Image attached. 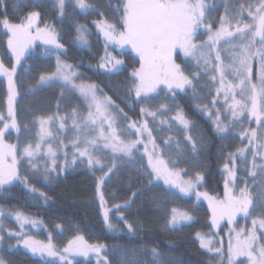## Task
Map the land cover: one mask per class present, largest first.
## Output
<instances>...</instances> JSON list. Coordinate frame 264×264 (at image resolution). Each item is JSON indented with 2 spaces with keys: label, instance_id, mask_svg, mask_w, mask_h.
Masks as SVG:
<instances>
[{
  "label": "snow or ice",
  "instance_id": "1",
  "mask_svg": "<svg viewBox=\"0 0 264 264\" xmlns=\"http://www.w3.org/2000/svg\"><path fill=\"white\" fill-rule=\"evenodd\" d=\"M74 7L81 10H87L93 7L88 0H73ZM3 0H0V4ZM70 0H56V7L59 16L63 18L67 14ZM17 7L13 4V8ZM122 12L119 15L118 23H109L106 19L95 20L96 27L100 30L108 43H114L121 47L127 45L138 57L139 67L134 68L131 76V87L128 89V96L134 94L136 102L147 98L150 93H157L160 85L165 86L174 96L175 90L187 91L192 88L195 91L196 84L200 81V72L203 71L213 81L211 85L215 88L216 95L212 98L213 108H217L216 113H212L208 105H204L202 111L208 114L210 118L214 116L213 124L217 133H228L235 130L236 124H242L243 120L255 122L257 127H241L239 135L241 140H247V144L238 147L235 152H230L223 165L227 172L225 179V191L223 199L210 196L207 192H200L197 189L198 182L203 176L198 172L195 180L184 179L187 172L182 175V170L178 167H169V165L160 158L156 150L155 142L152 140V129L147 121L151 116L153 121L166 116L171 109L167 105L161 104L159 109L151 110L141 107V121H132L128 124L129 129L135 130L136 139H121L115 134L113 125L115 118L111 115V110H115V105L111 98L104 96L95 84L76 83L79 79L73 66L62 62L57 55V65L55 71L51 73H41L38 84L51 86L55 81H62V95L65 88L78 91L85 102L88 103L87 116L78 113L75 108L71 116L59 115V103L57 106V115L47 117H37L39 123V141L35 146L31 142L22 147L19 142L21 133V124L17 117L16 103L18 90L14 82L16 74V65L20 64L26 51L35 41H40L44 45H52L56 49L63 48L58 42L57 30L53 25L45 24L39 27L37 20L40 16L38 11H30L27 16L21 18L20 22H12L7 8L0 13V25L6 30L8 39L7 46L10 50L14 63L11 68L6 67L0 62V76L7 80L8 92L4 103L7 105V116L0 112V190H5V186H11L15 182H20L28 189L29 193L39 192V196L47 201L48 196L45 192L36 188L29 180L26 174L20 171L19 164L27 158V163L34 174L43 176L48 182L55 179L52 173L59 175L63 168L49 167L44 164L41 170L38 163V154L41 149V142L46 137L51 136L52 132L49 124L53 120H58L61 129L67 127L68 119L72 120L73 127L78 133L86 134V143L81 146L79 136L72 141L74 149L73 161L76 155L82 158L80 163L87 160L90 169L99 167L103 173L97 181V195L100 196L101 207L105 225L112 229L114 225L109 218V212L105 207V201L101 192V185L106 183L105 177L109 179L110 174L117 169L118 162H122L124 157L133 159L137 145L144 143L142 137L147 134L149 142L153 145V150L148 151L145 144V155L148 158V168L144 173L148 176V186H155L153 182L163 181L164 185L178 189L184 195L190 194L195 190L197 200L201 197L208 201L211 210L212 227H218L223 219H227L229 226L233 225L238 214L244 217H254L251 227H243L235 234V243L232 242L231 229L229 232V245L225 253L222 246L217 247L213 242L211 234L196 233L200 248L209 253H215L219 257V264H264V234L258 235L257 228L264 230V0H242L236 6L225 3L224 14L219 17V25L215 26L207 19L209 11L204 0H120ZM245 13L250 19H245ZM103 16V13H101ZM200 29H205L207 40L197 42ZM87 29L84 25H77L76 40L81 44H87L85 36ZM106 55L101 57L99 67L108 72L117 69L123 61L117 59L107 51ZM227 53L225 56L224 53ZM212 53H215V60L212 59ZM51 54V53H46ZM185 59L181 63L177 60L180 56ZM255 61V68H254ZM195 62L196 69L191 73L185 72L182 65ZM217 75L219 76V86H216ZM229 75L231 79H229ZM223 95L224 113L230 112V117L222 116L217 106V101ZM175 121L184 132V140L191 145V153L197 156L202 147L203 139L192 135L195 130L194 123L186 116L182 109L177 106V111L171 116L170 120L160 119V124L173 126ZM107 123L108 129L103 125ZM90 126L99 127V138H87L90 133L87 132ZM24 128H28L25 124ZM95 128H93V131ZM15 131L17 143H8V136ZM131 136V133H129ZM101 140L102 147L110 149L112 152L111 163H105L103 157L106 153L100 151ZM172 143V138L165 140L166 145ZM176 147L181 149V142H177ZM182 153H178L180 155ZM53 158L55 165L56 153L49 146L46 153ZM249 155L251 159L249 160ZM42 159V158H41ZM239 159V164L237 160ZM193 163H196L193 160ZM243 167L247 176L253 178V183L258 181V195L254 196L253 191L249 190L248 181L245 179L244 187L239 188V193L235 191L239 181L237 180L238 170ZM105 169H107L105 171ZM150 169V171H149ZM138 195L133 192L132 196L123 206L115 205L118 212L121 213L120 219L127 228L129 234H137L142 226L135 225L123 215V209L131 207L132 202ZM10 215L20 226V231H12L3 227L0 221V242L5 237L3 231L7 230L10 237H15L17 246L22 245L33 255L40 257H58L61 261L67 260V256L62 254L53 243L51 234L48 242L34 240L30 235L24 233L26 224L38 225L40 222L22 211L12 210ZM4 212L0 209V216ZM192 217L187 213L176 208L171 210V215L167 219L166 228L176 230L182 221H189ZM61 228V225H56ZM9 245V248H12ZM147 246L142 245L138 250H125L122 253L121 264H168V261L159 251L158 246L153 245L150 253L151 261H139L138 257L144 253ZM104 244H87L82 236H76L69 240L68 245L64 247L63 253H74L87 257L89 253H95L98 260L97 264H111L107 254L103 252ZM131 252V261L126 259ZM244 257L246 260H240ZM0 264H6L5 259L0 256ZM68 264H72L68 261Z\"/></svg>",
  "mask_w": 264,
  "mask_h": 264
},
{
  "label": "trees",
  "instance_id": "2",
  "mask_svg": "<svg viewBox=\"0 0 264 264\" xmlns=\"http://www.w3.org/2000/svg\"><path fill=\"white\" fill-rule=\"evenodd\" d=\"M88 2L93 7L85 10V12H80L74 7L73 0H70L67 14L63 18L59 16L54 0H3V3L0 4V13L6 7L12 22L17 23L30 11H38L40 13L38 26L53 25L57 30L58 42L63 45V48L56 49L52 45L34 42L26 51L21 63L16 65V74L13 79L19 94L15 107L21 128L23 125L37 120V117L52 115L57 110L58 103L60 104L67 98L64 96L65 90H63L62 95L61 86L43 87L38 84L41 73H51L55 70L57 55L60 56L62 62L72 65L84 82L95 84L104 96L111 98L122 117L127 120L141 121L142 100L136 102L137 98L134 94L131 98L128 96V89L131 87V80L133 79L131 73L134 68L139 67L138 57L130 49H116L109 46L94 23L95 20L99 19H106L109 23H118L119 15L122 12L120 0H88ZM13 4L17 5L15 9ZM209 17L217 26L218 15L215 16L213 11H208L207 19ZM215 19L216 23H214ZM77 25H84L87 29L85 33L87 44L83 46L79 45L76 40ZM200 33L204 34L199 36L198 41H202L207 34L206 30L200 31ZM7 37L6 33L0 36V57L2 63L11 68L14 60L8 53ZM106 44L107 51L111 56L123 61L112 72L99 67L101 57L106 55ZM182 61L184 59L180 56L178 62L181 63ZM6 90L5 81L0 79V110L7 96ZM175 95L185 114L191 118L194 124H198L202 128L209 143L206 152L207 169L196 190L207 192L213 197H219L223 182L220 162L217 158L220 137L213 130L212 125L199 114L187 95H177L176 92ZM17 136L18 134L12 131L7 142L16 144L18 142ZM43 160L46 161L44 164L51 165L50 161ZM44 164H42L41 169H43ZM120 175L119 173L118 177ZM41 176L28 178L36 188L47 194V201L42 197L32 201L27 195L28 189L23 184L19 186L13 184L7 186L5 190H0V206L7 208V210L18 209L38 221L65 222V224L75 227L76 231L81 232L90 239L89 241L104 244L106 247L139 249L145 245L147 247L144 249V253L140 254L143 261H151V256L147 253H150L151 247L156 245L168 264H219V262L210 260L207 253L198 245L196 238L197 232L202 233L210 229V226L206 225L210 215L209 205L203 197L198 200L201 205L199 204L200 206L193 211V214L191 213L192 215L189 214L192 216V221L176 230H168L163 224L166 221L163 215L166 213L162 214L155 208L147 206L139 211L138 218L141 222L139 225L142 227L137 234L133 235L125 230L118 232L107 228L100 219L98 209L86 204L96 192L97 187L90 180L87 171L59 173V175H53L55 179L48 182ZM113 185L112 182L103 189L106 191ZM130 190L132 187L123 184L118 186L119 194H123V197H126ZM188 196L189 200L197 199L195 190ZM177 208L185 211L189 205L182 200L178 203ZM3 258L6 264H51L34 259L19 250L4 253Z\"/></svg>",
  "mask_w": 264,
  "mask_h": 264
},
{
  "label": "rangeland",
  "instance_id": "3",
  "mask_svg": "<svg viewBox=\"0 0 264 264\" xmlns=\"http://www.w3.org/2000/svg\"><path fill=\"white\" fill-rule=\"evenodd\" d=\"M55 4H56V0ZM229 3L232 6H236L239 3L242 2V0H204V3L208 6L209 11H213L214 15H220L224 14L225 11V3ZM77 8V7H76ZM80 12H85V10H81L77 8ZM248 18L247 14L245 13V19ZM250 19V18H248ZM209 21H212V18L209 17ZM39 22V18L37 20V24ZM218 22V21H217ZM216 23V19L214 21ZM219 25V22L217 26ZM205 29H201L200 31H204ZM6 33V30L3 29L2 25H0V36H3V34ZM6 38V44H7ZM207 40V34L205 35L204 39L202 41ZM36 43L42 44L40 41H35ZM198 43L201 41H197ZM106 43L109 46L115 47L116 49H130L131 48L127 45L121 47L119 45H116L114 43ZM79 45H85L78 42ZM8 49V46H7ZM132 51V50H131ZM9 56L12 57V54L10 50L8 49ZM225 56L227 53H224ZM182 56V55H181ZM13 58V57H12ZM183 59H185L182 56ZM212 59L215 60V53H212ZM14 60V59H13ZM0 62H2L0 57ZM178 62V60H177ZM179 63V62H178ZM57 65V60H56ZM185 68V72L191 73L193 70L196 69L195 62H191L187 65H182ZM254 68H255V61H254ZM56 69V67H55ZM55 71V70H54ZM77 73V71H76ZM78 74V73H77ZM79 79L76 80V83H86L82 80L81 76L78 74ZM200 76L202 79L196 84L195 91L192 88H188V91H180L179 89H176L175 92L177 95H187V97L194 103L195 107L199 111V114L203 116L204 119H206L211 125L213 130L214 129V116L210 118L208 114H205L204 111H202L203 106L206 104L209 106L212 113H216L217 108H213L212 106V98L216 95L215 88H212L211 85L213 84V81L207 76L203 71L200 72ZM0 79H3L5 81L6 85V92H8V85L7 80L5 77L0 76ZM229 79H231V76L229 75ZM63 82L62 81H55L52 85H57L62 87ZM89 84V83H88ZM43 87H50L49 85H40ZM216 86H219V76L217 75V81ZM64 96L67 97L64 101H62L59 104V115L64 116H71L73 108L77 110L78 113L82 114L83 116H87L89 107L88 103L85 102L84 98L80 96L78 91L72 90L70 88L64 89ZM99 90V89H98ZM101 91L99 90L97 92V95H101ZM103 94V93H102ZM5 101V100H4ZM161 104H165L168 106L171 111L163 117H160L153 121V118L151 116L147 117V121L149 122V125L152 129V140L155 142L156 150L158 151L160 158L163 159L169 167H173L175 164V167H178L182 170V175L184 172H187V175L184 176V179H192L195 180L196 174L199 172L202 176L204 175L206 169H207V163H206V152L208 148V140L204 135V132L202 128L198 124L195 125V130L193 131L192 135L196 136L198 139L202 137L203 143L202 147L200 149V152L197 156H193L191 153V145L188 144L186 140H184V132L180 128V125H178L175 121L172 122L173 126H169L168 124H160V119H167L170 120L171 116L175 114L177 111V106L179 109H182V106L180 105V102L178 101V98L176 95H172V93L163 85H160L158 88L157 93H150L147 98H144L142 100V107L146 109L156 110L160 108ZM217 106L221 113L224 116L230 117L229 113H224V103H223V95L221 94L220 99L217 101ZM183 110V109H182ZM111 115L115 118V124L113 125V129L115 131V134L119 136L121 139L129 138V139H136L135 130L129 129L128 124L132 122L133 120H127L125 117H122L118 110L115 108V110H111ZM4 114V116H7V105L6 103H3V106L0 110ZM184 112V111H183ZM185 113V112H184ZM57 115V110L50 116ZM187 116V115H186ZM188 117V116H187ZM189 118V117H188ZM191 120V118H189ZM192 121V120H191ZM193 122V121H192ZM194 123V122H193ZM28 128H21L20 133V144H21V150L24 145L31 142L33 146H35V143L39 141V123L38 120H35L33 122H30L27 124ZM249 125L251 128H256V123L249 122L248 120H243L242 124H236L235 130H230L228 133H216L220 137L219 149L217 158L220 162V173L222 175V189L220 192L219 198L223 199L224 197V185H225V179L227 178V172L224 170L223 165L228 157V154L230 152H235L238 147H242L243 145L247 144V140H241L239 135V129L241 127L248 128ZM24 126V125H23ZM105 129H108L107 123L103 125ZM49 128L52 132L51 136H48L45 138L43 142H41V151L38 154L37 163L41 169L42 164H44L43 159L50 161L51 165H48L51 167H56L57 169L63 168V171L60 173H65L69 171H79V170H85L87 171V175L89 176L92 183L96 186L98 178L103 174L99 167L95 169H90L87 165V160H84V163L81 164L80 160L82 158L79 157L78 153H75L76 159L75 162L73 161L74 156V149L72 146V141L79 136V140L81 143V146H83L86 143V134L85 133H78L77 129L73 127L72 120L68 119L67 121V127L64 129L60 128L59 121L53 120L49 124ZM93 128L95 130L93 131ZM99 127L97 126H90L87 130L90 135L87 138L96 137L99 138ZM129 133H131V136H129ZM169 137L172 138V143L170 145L165 144V140H167ZM144 140V143H140L137 145V151L134 153L133 159L129 160L127 157L123 158L122 162H118L117 169L114 170L112 174H110V179L108 177H105L106 183L101 185V192L104 197L105 201V207L107 208L109 212V218L114 225V227L111 230L116 231H127V228L124 226L123 221L120 219L121 213L117 211L115 205L120 204L123 206V204L129 200V198L132 196L133 192H137L138 195L135 197L134 201L131 204V207L127 209H123V215L129 220V222L139 225V218L138 215L140 214L139 211H142L147 206H151L152 208H155V210H158L160 213H166L163 215V217L166 218V221L163 222L164 225L167 224V219L171 215V210L173 208H176L180 211H183L182 209L177 208L178 203L182 200L189 205V208H185V211L188 214H193V211L198 208L201 204L198 202V200H189L188 195H184L183 193H180L178 189L171 188L170 186L164 185L163 181L159 182H153L155 186L149 187L148 186V176L144 173V169L148 168V158L145 155V144L148 146V151L153 150V145L151 142H149V139L147 137V134H144L142 137ZM181 142V149H178L176 147L177 142ZM103 141L101 140V146L100 151L103 153H106V155L103 157L105 163L110 164L111 158H112V152L110 149H104L102 147ZM49 146H51V149L56 153V163L53 165V158H50L46 155V153L49 150ZM218 146V145H217ZM178 153H182L178 155ZM42 158V159H41ZM249 160L251 159V155H249ZM193 160L196 161V163H193ZM237 163L239 164V159L237 160ZM20 171L23 174H26L29 178L35 177L39 178L41 175L34 174L35 169H32L30 165L27 163V158H24V160L19 164ZM42 170V169H41ZM107 169H105L106 171ZM150 171V169H149ZM121 174L120 177H118V174ZM55 176L56 174L52 173V176ZM42 177V176H41ZM248 181L249 190L253 191L254 196L258 195V181L259 177H257V183H253V178L247 176V173L244 171L243 167H240L238 170L237 180L239 181L235 191L237 194L239 193V188L244 187V180ZM114 183V185L110 188H108L106 191L103 189L104 187L107 188L110 183ZM126 182V183H125ZM15 185L19 186L20 182H15ZM120 184H123L127 187H132V190H130L129 194L126 197H123V194H119L118 186ZM126 184V185H125ZM201 184V180L198 182L199 186ZM7 186H5L6 189ZM39 193H27V195L32 199V201H36L40 199ZM121 200V201H119ZM87 205L92 206L94 209H98V212L100 214V219L102 222H104V216H103V209L101 207V201L100 196L97 195V191L93 194L92 198L86 202ZM200 204V205H199ZM21 205V204H19ZM22 206V205H21ZM0 209L3 210L4 215L0 216V221L3 223V227L5 229H10L12 231L19 232L20 226L14 219V216L10 215L9 213L12 210H7V208H2L0 206ZM190 211V212H189ZM210 215L207 219L206 225L210 226V229H208L205 232H202L201 234H211L213 238V242L216 244L217 247L223 248L224 252H227L228 245H229V232L231 229H235V231H231V237L232 242L235 243V234L236 231H239L243 227H251L252 226V219L254 217H244L243 214H238L236 217V220L234 221L233 225L229 226L227 219H223L220 221L219 226L213 228L211 223V210ZM138 213V214H137ZM191 214V215H192ZM192 217V216H191ZM192 221H182L181 225L189 224ZM40 223L36 226H33L32 224H26L24 226V233L27 235H30L34 240L43 241L45 243L48 242L49 234H51L53 243L55 244L56 248L60 250V252L67 256V260L61 261L58 257H40L39 255H33L30 251L25 249L22 245L17 246L16 238L10 237L9 232L7 230L3 231L2 235L5 237L3 242H0V256L3 257V254L6 252L11 251H23L27 253L30 257L38 260L45 261L47 263L51 264H68V261H71L72 264H97V256L95 253H89L87 257L81 256L74 253H63L64 247L68 245L69 240H73L76 236H82L84 241L87 244H99V243H93L89 241L90 239L86 238L81 232L76 231V228L65 224V222H49V221H39ZM61 225V228H57L56 225ZM143 224V223H142ZM179 226V227H180ZM107 227V226H106ZM178 227V228H179ZM108 228V227H107ZM258 235L264 234V230H260L257 228ZM70 233V235H69ZM198 240V239H197ZM9 245H12V248H9ZM198 245L199 240H198ZM131 249H137L138 248H114V247H106L104 248L103 252L107 254V257L109 261L113 264H121L122 260V253L125 250H131ZM204 250V249H203ZM211 261L218 263L219 257L215 253H209L206 250H204ZM129 261H131V252L129 251L128 257H126ZM240 260H246V258L241 257ZM138 260L143 262L141 260V255H139ZM145 261V260H144ZM224 264H227V261H224Z\"/></svg>",
  "mask_w": 264,
  "mask_h": 264
}]
</instances>
